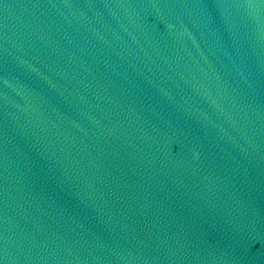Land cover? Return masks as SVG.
I'll use <instances>...</instances> for the list:
<instances>
[{"label":"water","instance_id":"obj_1","mask_svg":"<svg viewBox=\"0 0 264 264\" xmlns=\"http://www.w3.org/2000/svg\"><path fill=\"white\" fill-rule=\"evenodd\" d=\"M0 264H264V0H0Z\"/></svg>","mask_w":264,"mask_h":264}]
</instances>
